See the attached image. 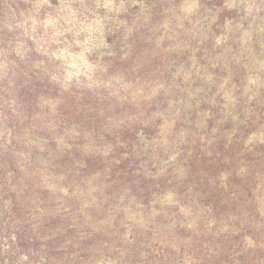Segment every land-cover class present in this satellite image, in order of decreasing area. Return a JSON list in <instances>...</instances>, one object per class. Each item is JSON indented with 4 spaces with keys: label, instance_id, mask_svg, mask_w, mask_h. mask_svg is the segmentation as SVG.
<instances>
[{
    "label": "rangeland",
    "instance_id": "374dc122",
    "mask_svg": "<svg viewBox=\"0 0 264 264\" xmlns=\"http://www.w3.org/2000/svg\"><path fill=\"white\" fill-rule=\"evenodd\" d=\"M0 264H264V0H0Z\"/></svg>",
    "mask_w": 264,
    "mask_h": 264
}]
</instances>
